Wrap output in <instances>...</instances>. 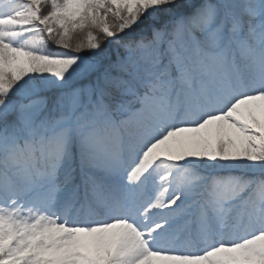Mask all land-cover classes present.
Returning a JSON list of instances; mask_svg holds the SVG:
<instances>
[{"label":"snow or ice","instance_id":"6c2138e0","mask_svg":"<svg viewBox=\"0 0 264 264\" xmlns=\"http://www.w3.org/2000/svg\"><path fill=\"white\" fill-rule=\"evenodd\" d=\"M0 264H264V0H0Z\"/></svg>","mask_w":264,"mask_h":264},{"label":"trees","instance_id":"16d2710c","mask_svg":"<svg viewBox=\"0 0 264 264\" xmlns=\"http://www.w3.org/2000/svg\"><path fill=\"white\" fill-rule=\"evenodd\" d=\"M76 39H86V33H80L78 36L75 37Z\"/></svg>","mask_w":264,"mask_h":264}]
</instances>
